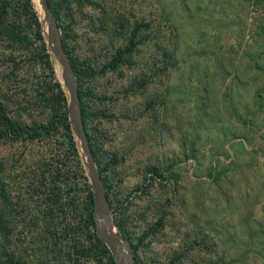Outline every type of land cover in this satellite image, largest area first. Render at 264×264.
<instances>
[{
	"label": "rangeland",
	"instance_id": "1",
	"mask_svg": "<svg viewBox=\"0 0 264 264\" xmlns=\"http://www.w3.org/2000/svg\"><path fill=\"white\" fill-rule=\"evenodd\" d=\"M8 1L16 28L0 37V100L48 132L0 141L9 197L0 260L108 264L86 220L79 172L88 173L59 112L57 85L67 91L40 1L39 28L24 0ZM52 1L82 72L98 168L109 167L117 230L137 245V264H264V111L254 125L246 118L264 88V0ZM141 23L142 44L107 69Z\"/></svg>",
	"mask_w": 264,
	"mask_h": 264
},
{
	"label": "trees",
	"instance_id": "2",
	"mask_svg": "<svg viewBox=\"0 0 264 264\" xmlns=\"http://www.w3.org/2000/svg\"><path fill=\"white\" fill-rule=\"evenodd\" d=\"M63 1L66 2V0H63ZM69 1H74V0H69ZM24 3H26V6L30 10V13L35 18V21H36V24L38 25V28L41 27V23L39 22L38 14L35 11L32 0H24ZM48 3H49L51 9L53 10V12L57 18L59 26L61 27V29L64 32V29L62 28V23H61L62 17H61L60 4H55L52 0H48ZM12 13H13V11H12V7L10 6V2L8 0H0V37H2V38L8 39V36H9L8 34L11 33L12 31H14V28H16V25L14 23H12V20H11ZM147 26H149V24H146V23H141V24L136 25L135 29L130 33L128 44L125 47H121V48L117 49L115 57L109 63V65H107V69L117 70V68L120 65H122L128 61L129 57L136 52L138 47L143 42L142 39L139 38L140 30L144 29ZM39 35H40V38L42 39L41 31H40ZM63 41H64L65 50L68 53V55H69V57L73 63V66L76 70V73H77L80 97L82 100L84 122H85L86 130L88 133V137L90 140V144L92 147V151L94 153V156H95L96 161H97V165L99 167L95 148H94V145L92 142V137L90 135L89 127H88V120L90 118V115L87 113L86 106L83 103L85 95H84L83 91L81 90L82 88H81L80 82H79V78H80L82 72L78 69V66L76 65V61L74 60V55L66 43L65 32L63 33ZM47 63H49L50 68L52 69V65H51L49 56L47 57ZM260 72H264V71L260 70ZM57 88H58V93L56 94V97L58 99V102L62 105V108L60 109L59 112H60V114H62V116H64V118L63 117L62 118L65 119V121L67 123L66 124L67 128L71 133V141L74 142V134H73V130H72V125H71L70 120H69V98H68L67 93L65 92V90L62 88V86L60 84L57 85ZM63 109H64V111H63ZM263 111H264V88H263V92L257 94L255 106L249 110H246V118L248 117L247 123L254 125V121H253L254 117L256 118V117H258L259 114H261V113L263 114ZM42 132H45V133L48 132V128L43 126V125H39V124L38 125L35 124L34 126H28L26 124L21 123L18 119L14 118L13 116H11L9 114L7 105L3 101L0 100V141L1 140L6 141L9 139H11L13 141H18L22 137H24L26 134H28L29 137L33 139L34 137H37L40 134H42ZM73 147L76 149V152H77L78 149L76 147V142L73 143ZM235 166H236V164H235ZM236 167L238 169L244 168L240 164L237 165ZM108 168L109 167H107V168L105 167L103 169L99 168V171L102 175V178L105 181V184H106V187L108 190V198H109V201L111 203V199H110L111 186H110L108 179H106V177L104 176V173L108 170ZM148 171L150 172V179H152L153 181L162 179V173H161L159 168L150 167ZM59 174H60V172L58 173V175ZM226 174H227V171H225L224 169L218 171L215 175L216 184ZM80 177L85 180L84 187H85L86 192L88 193L87 197H88V200L90 203V205H89L90 211H89V214H88L86 220L88 221V224H90L92 229L95 231V221H94V216H93V211H94L93 191H92V188H91V185L89 182V178H88V176H85L83 171L79 172V178ZM0 182H1V178H0ZM68 188H70V190H71V185L67 186V189ZM2 198H5V200H9V197H8L5 189L0 188V202H2ZM2 216L3 215L1 214V211H0V224L2 222V218H3ZM162 226H163V219H160L159 222H157L155 224V226H154L155 228L153 230H155L159 227H162ZM94 238H95V240L99 246H101V247L104 246L105 253L110 254V251L108 250L107 246L98 237L96 231L94 232ZM130 243L133 246L134 254H135V258H136V263H137L138 260H137L136 252H137L138 247L133 242H130ZM0 264H22V263L18 260H15L14 257L8 256V258L5 262H2L0 260ZM108 264H116L114 258L111 255L109 256V263Z\"/></svg>",
	"mask_w": 264,
	"mask_h": 264
},
{
	"label": "water",
	"instance_id": "3",
	"mask_svg": "<svg viewBox=\"0 0 264 264\" xmlns=\"http://www.w3.org/2000/svg\"><path fill=\"white\" fill-rule=\"evenodd\" d=\"M48 24V44L62 66L63 84L69 96V118L79 141L94 197L95 231L110 250L116 264H137L132 244L117 230L108 190L99 171L86 130L77 73L65 50L63 32L48 0H39Z\"/></svg>",
	"mask_w": 264,
	"mask_h": 264
},
{
	"label": "bare ground",
	"instance_id": "4",
	"mask_svg": "<svg viewBox=\"0 0 264 264\" xmlns=\"http://www.w3.org/2000/svg\"><path fill=\"white\" fill-rule=\"evenodd\" d=\"M48 25V24H47Z\"/></svg>",
	"mask_w": 264,
	"mask_h": 264
}]
</instances>
